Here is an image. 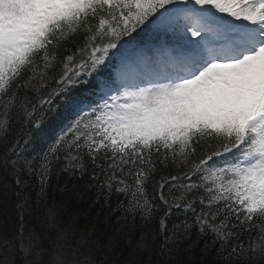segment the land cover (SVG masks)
<instances>
[{"label": "snow or ice", "instance_id": "6c2138e0", "mask_svg": "<svg viewBox=\"0 0 264 264\" xmlns=\"http://www.w3.org/2000/svg\"><path fill=\"white\" fill-rule=\"evenodd\" d=\"M0 142L5 172L39 185L0 264H185L201 241L214 264H264V0H0ZM61 172L95 194L78 240L45 198Z\"/></svg>", "mask_w": 264, "mask_h": 264}, {"label": "trees", "instance_id": "16d2710c", "mask_svg": "<svg viewBox=\"0 0 264 264\" xmlns=\"http://www.w3.org/2000/svg\"><path fill=\"white\" fill-rule=\"evenodd\" d=\"M38 102V100H37ZM4 146L0 142V232L5 230V225L3 221L9 218H15L16 216V204L18 200H23L27 198L28 205L34 207L35 201L37 200V194L39 192V185L34 176H29L27 173L22 177L26 182L24 186H18L15 182V178L10 174V172H5L2 164ZM26 158H31L29 152H25ZM34 163H38L34 161ZM84 181L76 178L73 179L69 177L66 173L61 172L58 176H53L49 186L45 193V198L50 201H55L62 208L61 222L65 226H73L77 230V240L79 239V233L82 230L92 228L95 223V215H89L84 212V209L90 204L92 199H95L94 192L87 191L83 188ZM16 193H20L18 197ZM113 207H115V200H113ZM35 217H43V210L35 212L33 214ZM159 215V213H157ZM31 218V217H30ZM131 220H129V227L131 228ZM14 225L10 222L7 225V230L9 232L13 231ZM100 229L99 239L101 241H106L108 236L113 234L115 228V221H104L102 225L98 226ZM195 238V237H193ZM140 239L139 228L132 231L128 235H124L118 241V247L115 250V254L111 258H116V254L124 249L126 253L131 254L132 248L135 247L136 241ZM150 239V237H149ZM254 243L258 242V237H254ZM204 247L203 241L196 247L192 248L190 252H186L182 256V260L185 264H214L215 261V249L208 251L207 253H202ZM83 255H79L77 258L83 261L85 257H91L95 260H103L104 249L103 244L97 248L93 253L88 252L87 246L81 247L80 249ZM69 259H72V254L69 252L67 254ZM124 259L125 257H120ZM135 259H143L145 264L149 260V253L144 252L140 255L134 257ZM151 258L155 260L157 254L153 252ZM49 259H54V254L49 255Z\"/></svg>", "mask_w": 264, "mask_h": 264}, {"label": "rangeland", "instance_id": "374dc122", "mask_svg": "<svg viewBox=\"0 0 264 264\" xmlns=\"http://www.w3.org/2000/svg\"><path fill=\"white\" fill-rule=\"evenodd\" d=\"M155 45H157V44H154V45H148V46H155Z\"/></svg>", "mask_w": 264, "mask_h": 264}, {"label": "bare ground", "instance_id": "6f19581e", "mask_svg": "<svg viewBox=\"0 0 264 264\" xmlns=\"http://www.w3.org/2000/svg\"><path fill=\"white\" fill-rule=\"evenodd\" d=\"M25 156V155H24ZM29 158V157H28ZM34 162V161H33Z\"/></svg>", "mask_w": 264, "mask_h": 264}]
</instances>
